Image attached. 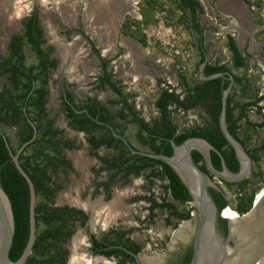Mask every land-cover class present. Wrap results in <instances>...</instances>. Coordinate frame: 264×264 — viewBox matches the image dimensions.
Listing matches in <instances>:
<instances>
[{"label":"flooded vegetation","instance_id":"flooded-vegetation-1","mask_svg":"<svg viewBox=\"0 0 264 264\" xmlns=\"http://www.w3.org/2000/svg\"><path fill=\"white\" fill-rule=\"evenodd\" d=\"M52 1H56L57 4L51 2V0L16 2L17 6L31 7L22 13H18V18L15 15L16 19L14 22L16 24L14 22L11 24L9 22L5 24L0 22V62L12 54V49L17 45L13 47L14 38H17L22 42L21 53L25 56L24 64L26 69L39 64L40 59L29 43V36L27 35L29 24L33 17L36 16L37 28L41 30V40L44 41L42 49L50 51L49 65L46 70L47 83L43 85L41 82L35 81L33 83L34 90L29 93L26 103H28L31 95L34 96L31 99L33 106L31 108V117H38L37 110L34 109L37 107V91L44 86L47 91V97L44 106L45 119H43V124L44 126L49 123L52 125L53 133L50 136L54 137V143L46 148L47 159L45 156L39 157L37 149L40 148V143H36L40 136L38 130L37 138L33 141L34 144H30L32 147L26 154H34L38 161L47 160V163H45L47 166L46 177L50 178L48 183L50 192L45 195L37 194V206L44 204L49 209L65 211L67 216L70 215L66 213V210L75 209L81 212L78 220L66 224V230L72 231L71 237L63 245L68 253L66 264H69L73 249H78L80 252V254L74 256L79 255L81 258H89L92 261L88 263L84 260L82 264H137L133 256L124 251V249L138 255L140 264H153L148 255H151L152 250L155 248L159 250V254L154 258L156 264H189L193 255L195 238L193 226L186 240H170L169 244L164 236L158 235L152 242L147 230L135 224L132 208L138 203L147 204L148 218L144 217L142 220L143 225L146 222L153 221L155 214L159 212L165 215L164 227L169 228L177 226L174 221L184 223L194 220L196 208L193 207L191 219L185 221H179L177 217L171 215L170 211L162 207L151 211V199L161 205L164 201L170 202L168 197L171 198V196L164 189V186L169 183L168 180L166 178L151 179L149 177L153 171L160 170L159 166L148 167L138 176L131 173L130 171L133 170L135 164L137 166L140 165L137 159L132 157L138 155L132 154L107 126L98 123L102 122L111 125L117 133L126 137L137 150L155 153L150 146V139L161 138V134H153L141 129L139 124L142 120L147 123L150 129L158 130L161 127L162 115L156 107V102L165 90L175 92L184 97L185 88L182 78L179 80L178 89L168 82L165 75L159 74V63L149 56L150 53L146 51L142 39L135 36L132 31V22L138 18V13L135 10L139 4L138 0H118L116 7L113 3V5L107 3L102 6L103 0H93L98 1L100 5L97 6L96 4L98 8L90 6V4L93 5L92 0ZM195 1L199 3L198 12L200 14L204 10V0ZM58 2L60 3L58 4ZM212 2L229 19L224 32L227 38V47L231 54L232 51L229 48L230 38L235 40L238 49L244 56H249V59L253 58L252 50L261 52L262 50H259L260 44L256 37L259 32L263 31L264 21L262 20L263 24L258 19L255 21L256 12L249 0H212ZM65 4L71 8L66 10L68 15L64 14L63 8L61 11L59 10L58 13L61 18L57 24L52 12L42 10V8H45L43 6H66ZM93 7H96V10ZM97 10H101V12ZM98 13L99 16L97 15ZM242 20L245 23L244 28ZM98 21L101 24H98ZM2 27L6 28L2 29ZM110 29L111 33L109 32ZM197 35L200 37L198 33ZM129 47L133 53L138 50L139 57L134 55ZM203 49L205 50L204 42ZM27 50L33 56V59L36 60L35 63L27 64ZM65 52L66 55L63 54ZM206 59L207 63L210 64H215L216 62H219L220 65L225 64L230 70L217 74H222L220 77L230 80L231 84V78L228 73L231 72L233 75H237L235 72L238 71L233 68L232 57L230 64L220 61L209 62L206 52L205 62ZM51 63H54V67ZM241 70L245 73L248 68ZM133 74L139 79L152 82L153 87H155V111L149 117L139 110L135 100L134 93L141 94V92L134 89L133 93L129 89V81L127 79L128 77L134 79ZM0 80H4L0 88L1 97L5 88L10 86V81L7 75L4 74H0ZM237 86L239 87L235 82L230 94L235 93L236 99L238 96L245 100L237 99L239 101L249 102L251 97L246 95L243 87L240 86V89L237 90ZM21 88L22 85L19 86V89ZM118 90L120 92H117ZM258 96L261 97L264 94ZM263 101L264 99L255 106L249 107L248 112L256 110L262 116L263 108L261 102ZM127 107H133L132 111ZM169 110L172 120L175 113L182 114L191 111L198 113L202 122L194 128L205 126L204 122L206 119H208L209 123L211 120L201 106L183 112L177 110L175 105L170 104ZM71 112L74 113V116L71 115ZM122 114H126L128 117H122ZM27 116L32 121L28 113ZM247 120L250 121L249 117L240 122L239 136L243 141V146L250 155L253 148H258L264 143L248 148L245 143L246 138L250 132L255 133L257 129L264 131V127H251L247 125ZM263 122L264 119L258 124ZM129 125L135 127L136 141L142 145L141 148L134 145L127 136L126 131L122 129V127L125 128ZM6 128L14 129L17 139L16 145L5 132L4 129ZM0 129L11 141H9L11 148H16L18 151L26 143L19 144L21 135L24 134L21 128H13L3 124ZM262 152L264 150L260 153ZM120 157H123L122 162L128 159L122 166H120ZM254 164L257 163L254 162ZM143 175H146L149 184V186L147 185L149 193L146 196L133 193L129 185L133 179ZM159 181H162L161 188L164 192L161 199L154 194V186ZM223 183L221 181L218 185L223 188ZM171 200V203L179 211H182L178 207L182 203L172 198ZM236 213L240 215L237 211ZM194 222L196 223V219ZM58 224L60 225L61 223L58 222ZM41 227H43V230H41ZM48 228L49 225L41 224L38 231H44ZM179 228L180 226L175 227L174 231L176 232ZM220 232L223 240L227 242L230 234L228 221L225 224L220 221ZM229 245L234 247L232 242H229ZM111 251L113 253L108 255L107 252Z\"/></svg>","mask_w":264,"mask_h":264},{"label":"trees","instance_id":"trees-1","mask_svg":"<svg viewBox=\"0 0 264 264\" xmlns=\"http://www.w3.org/2000/svg\"><path fill=\"white\" fill-rule=\"evenodd\" d=\"M155 0H151L153 3ZM179 8L184 12V24L189 30L197 32L199 37V51H200V60L198 62V67L205 62L206 51L203 49V34L205 29L199 23V3L195 0H177ZM29 43L32 45L35 53L40 59L38 65L32 66L29 69L25 67V56L22 54V42L20 39L14 38L12 54L2 62H0V74L7 75L8 80L10 81V86L5 88V91L1 94L0 97V128L3 124L13 127L21 128L24 132L20 138V145L29 141L33 134L34 130L31 124L29 123V118L27 113L31 117L32 113V102L31 99L34 96L29 97L28 103L27 97L29 93L34 90L33 83L35 81L41 82L43 85L47 83L46 80V70L49 65V54L50 51H44L42 45L44 41L41 40L42 32L37 28L36 16L33 17L31 23L29 24L28 34ZM145 45V41H143ZM229 48L232 51V63L235 70L247 69L249 63V56H244L242 52L238 49L236 42L233 38H230ZM54 67V63H51ZM225 64L220 65L219 62L215 64L207 63L204 67V75L211 76L217 73H222L229 71ZM235 82L239 87H243L244 92L247 96L251 85L247 80L239 75H234ZM182 82L185 88V96L181 97L180 94L175 92H169L167 90L163 91L160 95V98L156 102V107L160 111L161 118V127L157 129H150L144 121L141 120L139 124L141 129H145L150 133L161 134V138L150 139V146L155 153L171 156L173 149L169 142L170 139H173L176 144H181L190 137H201L208 140L215 148H217L226 160V164L229 170L233 173H237L240 169V163L235 155L233 148L226 141L221 128H220V114L222 111V93L230 85V80L218 77L215 79L207 81H199L192 87L189 86V83L185 78H182ZM22 85V88L19 89V86ZM117 92H120L118 90ZM35 93V91H34ZM37 107L34 109L37 110L38 117L33 116L32 121L37 125L40 136L36 140V143H40V148L37 149L38 156H45L48 158V153L46 151L47 147H50L54 143V137L50 136L52 131V125L49 123L47 126H44L43 119H45V101L47 97V91L42 86L39 91H37ZM236 94H229L227 100V113H226V122L228 125L229 132L243 144V141L240 139L239 129L241 128L240 122L243 119L248 117V109L251 106H255L261 100L264 99V96L259 97L251 96L249 102H242L237 100ZM170 104L176 106L177 110L187 112L191 109L197 107H202L205 110V113L209 116L210 123L208 119L205 120V126L191 128L190 130H185L179 132V127L173 122L171 113L169 110ZM132 111L133 107L129 108ZM26 109V111H25ZM71 115L74 116V113L71 112ZM122 117H128L126 114H122ZM208 125V126H207ZM247 125L251 127L261 126L264 127V122L261 124H253L247 120ZM55 134V133H54ZM10 141V140H9ZM11 142V141H10ZM35 143V144H36ZM34 144V143H33ZM19 145V146H20ZM32 145H29L25 151L20 156V162L23 168L28 172L32 180L36 185L37 194L45 195L50 192L48 183L50 181L49 177H46V165L47 160L38 161L34 154H26ZM264 150V144L258 148L252 149V154L250 156L255 163H259L261 160L260 152ZM14 153L17 152L16 148L12 147ZM137 159L140 165H134L133 170L130 171L135 175H140L142 171L148 167L159 166L160 170L153 171L149 177L155 179H164L168 180V185L164 186L165 191L168 195L171 196L177 202L182 204H188L192 202V198L183 184L176 172L167 164L145 157L132 156ZM193 157L196 163L203 162L201 155L198 152H193ZM120 157V166L128 161L125 159L122 162ZM211 160L213 167L221 171L222 164L220 157L215 153L211 152ZM136 163V160H135ZM202 169L206 170L205 165L201 166ZM254 176L261 179L260 188L264 186V174L254 173ZM224 182V181H223ZM249 179L244 180L243 182L237 184H231L224 182V185L229 189L233 185H237L242 189ZM0 186L6 191L8 196L11 199L14 215H15V236L13 241V246L10 251V257L13 261H17L22 253L24 252L26 245L29 240L30 234V218H29V207H30V191L29 186L25 178L18 172L16 169L9 150L6 146L4 138L0 133ZM258 188V190L260 189ZM258 190H254L251 194H238L236 200L238 201L236 206H234L231 199H227V192L224 188L220 187L218 189L211 188V194L222 212L221 223L225 224L226 219L229 217V209L232 207L240 215L247 213L254 204L255 196ZM152 206L151 211L158 207H162L167 211L171 212L172 216L177 217L179 221H185L191 219V212L194 210H183L179 211L176 206L171 203L164 201V203L158 204L155 200H150ZM227 210V211H226ZM66 213H69L70 216L65 214V211L54 210L47 208L46 205L39 204L36 207L37 224L38 230L41 224L49 225V228L44 231H38L36 243L32 255L27 260L26 264H66L67 263V250L64 248V243L68 238L71 237L72 231H67V223L71 221L78 220L80 218L81 212L75 209L66 210ZM226 212V215H225ZM228 214V216H227ZM237 214V213H236ZM227 216V217H226ZM58 222L61 224L59 225ZM65 229V230H64ZM111 252H107L110 255ZM123 253V252H121ZM124 254V253H123Z\"/></svg>","mask_w":264,"mask_h":264},{"label":"rangeland","instance_id":"rangeland-1","mask_svg":"<svg viewBox=\"0 0 264 264\" xmlns=\"http://www.w3.org/2000/svg\"><path fill=\"white\" fill-rule=\"evenodd\" d=\"M138 1L139 4L135 9L138 13V18L132 22V31L134 32L135 36L145 41V49L150 53L149 56L153 57V59L159 63L158 65L160 67H158V73L165 75L168 82L172 84L174 88L179 89L180 78H185L191 87L198 83L200 81L197 65L200 57L198 51L199 37L195 31L189 30V28L184 24V16L186 15L179 8L177 0H155L153 3L151 0ZM51 2L56 1L51 0ZM249 2L251 6L254 7L256 12L254 18L255 21L258 19V21L260 20L261 24H263L264 0H249ZM203 4L204 10L199 14V23L205 29L204 48L208 54L209 62L220 61L230 64L232 54L228 50L226 43L227 38L224 32V28L229 23V19L219 11L218 7L214 2H212V0H204ZM30 7L31 6H23L21 13ZM43 7L45 8H42V10H48V12H52V14L55 16V23L57 24L58 20L61 18L58 12L59 10L61 11L63 6L49 5ZM16 16L14 17L16 18ZM10 20L14 22L15 19H0V22L2 24L9 22V24H11L12 22ZM244 24L245 23L242 20L243 28L245 27ZM4 28L6 27H2V29ZM256 38L260 44L259 50L261 49L262 51L259 52L257 50H252L254 55L252 59H249L247 72L244 73L242 70L235 72L237 75L241 77L243 76V78L250 83L251 88L247 92V94L250 96L248 97L264 94V29L257 34ZM134 52L135 53H132L139 57V51L136 50ZM35 62L36 60L33 59V56H31L27 50V64H32ZM133 76L134 79H132V77H128L127 79L129 81V89L132 92L134 89L138 92H141V94L133 92L135 100L139 110L143 111L146 116L149 117L150 115H153L155 111V87H153L152 82L139 79L138 77H135V74H133ZM3 83L4 80H0V88ZM236 88L237 90L240 89L238 86ZM237 99L245 101L244 98H239L238 96ZM261 106L263 108L262 116L257 113L256 110H250L248 112V117L252 123L258 124L264 119V101L261 102ZM57 119L59 120V118ZM173 120L174 123L179 127V132L190 130L202 122L200 115L193 111L182 114L175 113L173 115ZM122 129L126 131L127 136L131 139L134 145L139 148L142 147V145L136 141V129L134 126L129 125L125 128L122 127ZM4 130L12 139L14 145H16L17 139L15 137L14 129L6 128ZM245 143L247 145L246 147L248 148H252L253 146L264 143V131L257 129L255 133L250 132ZM260 156V162L253 165V172H260V174H264V152L260 153ZM215 180L217 183H221L220 180ZM161 184L162 181H159L154 186V194L157 196V198L160 197V199L164 194ZM129 185L133 193H139L145 196L149 193L147 190L149 184L147 182L146 175L133 179ZM260 185L261 179L253 175L249 179V182L242 189H240V187L237 185H233L228 189L224 183L222 186L227 192L229 198L233 201L234 206H236L238 202L236 197L238 194H251L254 190H258ZM263 188H260L256 195L261 192ZM168 201L172 202L171 198L168 197ZM178 207L183 211L189 210L193 206L191 204H179ZM146 208L147 204L138 203L134 208H132V215L133 218H135V224L147 230L150 235L149 238L152 242H154V239L158 235L164 236L166 242L169 244L170 240H186L190 235L191 228L195 226L194 221L196 219V215H194V220L186 221L184 223H177L174 221L177 226H173L171 228L164 227L165 215L159 212L155 214V219H153V221L146 222L143 225L142 220L144 217L148 218ZM229 211L232 213V215H235L236 213L232 207L229 208ZM179 226L180 228L175 232V227ZM41 230H43V227H41ZM151 253V255H146H148L151 260L156 262L154 258L157 257V254H159L158 248L153 249ZM75 254H80L78 249H73L69 264L71 263V260ZM77 257H79V255Z\"/></svg>","mask_w":264,"mask_h":264},{"label":"water","instance_id":"water-1","mask_svg":"<svg viewBox=\"0 0 264 264\" xmlns=\"http://www.w3.org/2000/svg\"><path fill=\"white\" fill-rule=\"evenodd\" d=\"M55 4L57 3L55 2ZM206 64L207 59L206 62L199 67L201 81H207L222 76V74H214L206 77L204 75V67ZM228 75L231 78V84L222 93L220 128L226 141L233 148L240 163V169L237 173H233L229 170L222 153L204 138L190 137L181 144H176L173 139H170L169 142L173 152L171 156H165L137 150L126 137L117 133L111 125L98 122L99 124L107 126L114 136L120 139L132 154L158 160L169 165L186 186L192 198V203L196 208L193 255L189 264H264V193L260 199H255L250 211L241 215V220L237 224L236 234L232 232L234 223L226 219L230 225V234L227 242H225L220 232V221L221 219H225L222 217V212L224 210H219L210 191L211 188H219L215 179L237 184L250 179L254 173V162L251 156L240 140L236 139L229 132L226 123L227 100L235 83L234 75L231 72H229ZM29 123L33 127L34 135L32 139L23 144L16 153L12 151L6 134L0 129V133L4 138L11 159L18 172L25 178L30 191L29 240L21 257L17 261H13L10 257V251L15 236V215L10 197L3 187L0 186V264H26L27 260L32 255L38 235V214L36 212L38 197L36 187L32 178L20 162V156L25 148L37 138L38 129L36 125L31 120H29ZM212 151L221 159V171L216 170L212 165ZM193 152H198L203 162L196 163ZM203 164L206 170L201 168ZM226 197L230 199L228 194ZM229 242H232L234 247L229 245ZM124 251L132 255L136 263L140 264L138 255L127 249H124Z\"/></svg>","mask_w":264,"mask_h":264},{"label":"bare ground","instance_id":"bare-ground-1","mask_svg":"<svg viewBox=\"0 0 264 264\" xmlns=\"http://www.w3.org/2000/svg\"><path fill=\"white\" fill-rule=\"evenodd\" d=\"M27 0H0V19H2V20H7V19H9V18H13V19H16L14 16L15 15H17L18 13H21V9L23 8V6H17V4H16V2H20V3H23V2H26ZM58 1V0H57ZM90 1V0H89ZM99 1V0H98ZM98 1H93L92 0V3H93V5H91L90 4V6H96V4H97V6H100L99 5V3H98ZM103 2H104V0H103ZM102 2V6L103 5H105V4H114V6L116 7V3L118 2V0H106L104 3ZM60 2H58V4H59ZM62 4V3H61ZM112 4V5H113ZM12 5V6H11ZM66 5V4H65ZM118 5V4H117ZM69 5H66V6H64L63 5V9H62V11L64 12V14H67V11L66 10H68L69 8H71V7H68ZM89 6V7H90ZM96 6V7H97ZM119 6V5H118ZM96 7H93V8H95V10H96ZM98 8V7H97ZM103 8V7H102ZM64 9H65V11H64ZM97 11H100L101 12V10H97ZM106 11V10H105ZM104 11V12H105ZM69 13V12H68ZM68 15V14H67ZM98 16H99V13L97 14ZM98 18V17H97ZM101 18V17H100ZM103 19V18H102ZM100 20V19H99ZM11 22H13L12 20H10ZM101 21V20H100ZM95 22V21H94ZM110 22V21H109ZM15 23V22H14ZM98 24H101V22H99L98 21ZM110 26V25H109ZM112 27V26H111ZM109 32L111 33V29L109 30ZM111 36V35H110ZM109 36V37H110ZM109 37H107V38H109ZM64 55H66V52L65 53H63ZM263 193H264V188H263V190L261 191V192H259L258 194H257V198H256V200H258V199H260L261 197H262V195H263ZM229 209V208H228ZM227 211V210H226ZM224 212V211H223ZM223 215V214H222ZM225 215H226V212H225ZM227 216H228V214H227ZM226 216V217H227ZM224 217V216H223ZM228 218V220H230V221H232L234 224H233V228H232V232L234 233V234H236V228H237V224H238V222L241 220V216L240 215H238V214H236L235 213V215H232V213H230V211H229V217H227ZM182 234V233H181ZM76 255V254H75ZM81 260H83V261H81ZM84 260H86L88 263L89 262H92L89 258H87V259H85V258H81V257H77V256H74L73 258H72V260H71V264H82V263H84ZM86 262V263H87ZM158 262V261H157ZM151 263H153V264H156V262H154L153 260H152V262ZM159 264V263H158Z\"/></svg>","mask_w":264,"mask_h":264},{"label":"built area","instance_id":"built-area-1","mask_svg":"<svg viewBox=\"0 0 264 264\" xmlns=\"http://www.w3.org/2000/svg\"><path fill=\"white\" fill-rule=\"evenodd\" d=\"M256 197H257V195H256ZM255 199H256V198H255ZM188 204H191V205L194 207V204H193L192 202H190V203H188ZM193 207H192V208H193ZM192 208H191V209H192Z\"/></svg>","mask_w":264,"mask_h":264}]
</instances>
